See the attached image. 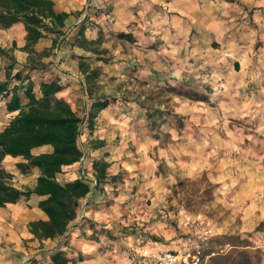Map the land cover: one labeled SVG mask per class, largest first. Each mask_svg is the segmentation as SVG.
Instances as JSON below:
<instances>
[{
    "label": "crops",
    "instance_id": "0c3cea01",
    "mask_svg": "<svg viewBox=\"0 0 264 264\" xmlns=\"http://www.w3.org/2000/svg\"><path fill=\"white\" fill-rule=\"evenodd\" d=\"M53 2L56 12L68 14L62 27L66 35L60 37L58 54H52V57L47 55L42 68L32 70L30 78L35 80L33 91L39 97L40 75L46 79H58L62 89L56 93V97L69 102L80 116H87L90 104L96 98L111 100L103 109L93 111L89 127L87 124L82 127L80 140L87 142L82 144L86 147L84 160L64 167L63 172L68 171L65 176H70L69 180L81 177L91 182L94 181V162L105 161L108 168L106 177L98 184V188H94L80 200L81 218L73 224L65 239L39 240L29 232V222L46 219L45 214L37 207L42 197L32 194L29 199L22 197L15 203L0 207V264H52L50 258L56 251L65 255L67 264L76 256L84 259H95L102 255H108L111 259L118 258V252L111 250L108 240L98 241L92 234L96 236V231L109 229L111 223L122 216L121 210L134 212L132 208L137 203L139 193L144 192L145 180L151 175V156L157 141L149 132L148 123L153 114L162 115V104L155 106L148 103L147 99L142 102L144 94L132 96L116 92L112 95H95L91 91L90 96L87 95L81 90L80 82L85 85V79L78 70L77 57H83V61L93 69L107 66L108 61L103 54L108 46L105 45L104 38L116 37L121 42L119 46L129 44L137 54L135 57L127 55L116 64L117 68L124 73L126 70L133 79L145 82L147 86L172 85L190 79L193 83L207 85L217 78V71L223 77L229 76L249 59L250 46L241 48L230 43L225 49L222 46L215 47L214 44L222 43L226 30L232 26L228 24L231 18L223 20L219 17L223 13L228 16L230 10H237L244 17L251 13L248 10L252 3L250 0L243 1V4L237 0L218 2L221 4L219 7L216 0ZM258 11L260 12L256 10L257 13H251V23L245 19L234 23L239 25L237 28L241 31L255 29L251 35L254 39L257 29L264 31V14ZM80 31L88 40L99 37L96 44L99 54L73 45V39ZM119 34L126 36L119 37ZM53 37L54 35L49 34L39 39L33 45V50L39 52L44 49L51 44ZM229 39L233 41L232 37ZM261 40H264V34ZM24 45L25 30L21 23L0 29V81L4 80L9 64L3 58L5 53L13 54L14 72L28 62V52L23 49ZM189 72L191 75L186 77L185 73ZM177 98L180 103L174 106V114L190 116L192 119L203 108L199 105L200 100H190L187 96ZM5 101L0 100V131L16 114V111L8 112L5 109ZM178 131L180 134L170 136L166 139V144L156 150L163 156L166 164L179 168L182 176H193L199 169L211 168L217 171L212 176L219 183V192L230 188L232 190L236 184L237 192L242 191L243 186L255 189L257 179L262 180L263 173L258 170V163L254 160L248 162L255 169L247 178V183L240 182V169L246 160L240 161L234 156L236 145L233 141L227 142L229 151L221 156L218 149L213 148L215 144L211 137L204 139L195 127L187 125L178 128ZM50 150L51 147L45 145L34 148L31 152L38 154ZM214 157L218 158L212 162ZM21 161L20 157L6 155L0 167L12 175L14 187L25 190L34 186L39 172L36 167H31L27 173H21L16 167V163ZM60 178H64V174L58 175V181Z\"/></svg>",
    "mask_w": 264,
    "mask_h": 264
},
{
    "label": "rangeland",
    "instance_id": "374dc122",
    "mask_svg": "<svg viewBox=\"0 0 264 264\" xmlns=\"http://www.w3.org/2000/svg\"><path fill=\"white\" fill-rule=\"evenodd\" d=\"M216 1L219 7L218 2L230 0ZM237 1L243 4L245 0ZM250 1L248 10L251 13L260 10L258 13L264 14V0ZM251 13L241 17L237 10H230L228 16L223 13L219 17L223 20L231 18L228 24L232 26L226 30L222 43H213L215 47L226 49L230 43L241 48L250 46L249 59L229 76L223 77L217 71V78L207 85L193 83L190 79L172 85L147 86L145 82L133 79L126 70L122 73L116 66L120 60L137 55L132 46H119L121 42L116 37L104 38L108 49L103 55L108 64L95 68L97 76L89 86L91 91L95 95L144 94L142 102L147 99L152 105L162 104V115L153 114L149 119V132L157 141L151 156L153 169L144 182V192L139 193L132 208L134 212L121 210L122 216L107 229L110 234L100 238L110 239L108 243L112 251L118 252V258L102 255L84 259L76 256L70 264H153L154 257L160 252L183 249L194 238V230L182 224L183 213L200 219L212 230V236L201 248L202 264H264V40H261L264 31L257 29L254 39L251 35L255 29L241 31L237 28L239 25L234 24L241 19L251 23ZM231 37L233 41H230ZM52 50L50 44L39 52L33 50L30 57L37 65L43 64L47 61L46 53L52 57ZM189 57L191 60V52ZM3 58L7 63L12 62V52L5 53ZM187 75L191 72L185 73ZM179 96L200 100L202 110L192 119L174 114V106L180 103ZM187 125L195 127L204 139L210 136L215 144L213 148L218 149L221 156L229 151L227 142L233 141L236 145L234 156L240 161L246 160L240 169L241 183H247L255 169L249 161H257V168L263 176L261 181L257 179L256 188L243 186V190L237 192L236 184L232 190L219 192V183L212 176L217 171L202 168L186 177L176 166L166 164L156 148L165 145L170 136L180 134L178 128ZM83 149L86 152V147ZM66 173L68 171L62 173L64 178H60V182L70 179Z\"/></svg>",
    "mask_w": 264,
    "mask_h": 264
},
{
    "label": "trees",
    "instance_id": "16d2710c",
    "mask_svg": "<svg viewBox=\"0 0 264 264\" xmlns=\"http://www.w3.org/2000/svg\"><path fill=\"white\" fill-rule=\"evenodd\" d=\"M67 16L66 12L55 11L53 0H0V29L21 23L25 30L23 49L28 52V62L15 72L14 61L10 62L6 67L4 80L0 81V100H6L5 109L8 112L16 111L0 131V163L6 155L20 157L23 161L17 162L16 167L21 173H27L31 167H36L39 172L32 188L20 190L13 186L12 175L0 167V207L15 203L22 197L29 199L32 194L42 197L37 207L45 214L46 219L28 223L29 232L39 240L67 237L73 224L81 218L80 200L94 188H98V184L105 179L108 168L105 161L94 162V181L91 182L81 177L62 183L57 179L64 167L84 160L85 151L80 140L82 127L84 124L89 127L93 111L103 109L111 100L96 98L91 102L87 116H80L69 102L56 97V93L62 89L58 79H46L40 75L39 97L33 91L35 80L30 78V74L38 67L41 69L43 64L37 65L30 57L34 52L32 47L39 39L52 34V54L57 55L60 37L66 35L62 27ZM98 41L99 37L96 40L86 39L80 31L74 37L73 45L99 54L96 47ZM83 60V57H77L78 70L85 79V85L80 82V86L90 96L89 86L97 76V71ZM45 145L51 147L49 152H31L32 149ZM96 233V236L92 235L98 241L102 235L110 234L108 230ZM50 259L52 264L68 262L60 251L53 253Z\"/></svg>",
    "mask_w": 264,
    "mask_h": 264
},
{
    "label": "built area",
    "instance_id": "2783aa9c",
    "mask_svg": "<svg viewBox=\"0 0 264 264\" xmlns=\"http://www.w3.org/2000/svg\"><path fill=\"white\" fill-rule=\"evenodd\" d=\"M184 227L194 230V238L188 241L187 247L180 250H165L154 257L153 264H202L201 248L206 240L212 236V230L198 218L182 214Z\"/></svg>",
    "mask_w": 264,
    "mask_h": 264
}]
</instances>
